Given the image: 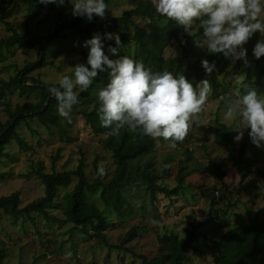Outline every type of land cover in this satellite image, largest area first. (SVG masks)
<instances>
[{
    "label": "rangeland",
    "instance_id": "rangeland-1",
    "mask_svg": "<svg viewBox=\"0 0 264 264\" xmlns=\"http://www.w3.org/2000/svg\"><path fill=\"white\" fill-rule=\"evenodd\" d=\"M139 1L109 0L104 17L98 16L95 22L119 16ZM2 12L5 14L3 19ZM28 13L27 0H0V38L10 33L6 30L5 22L11 23L20 34L26 36L35 32L47 34L56 29L60 30L58 36L45 42L42 53L37 46L32 49L14 48L12 52H5L0 60V78L8 80L19 69L37 61L40 54L53 65L36 67L27 77L46 84L58 80L61 75H70L72 66L85 62L87 52L82 42L88 38L86 34L60 25L76 17L71 13L68 0L63 5L50 3L49 9L33 19L27 17ZM93 20L94 16L91 21ZM85 21L91 22L86 18ZM135 28L147 33L152 29L151 21L145 17H133L126 24L106 29L94 28L92 33H100L102 36L105 32L118 33L121 45L118 46L119 52L116 55L128 56V52L134 49L132 37ZM162 28L161 25L158 30L165 31ZM197 30V27L193 28L194 37L185 33L182 28L180 33L185 37L182 44L179 40H174L164 49L163 55L177 56L182 65H185L187 61L208 52L197 46L195 38L200 39V35L196 34ZM258 39L260 33L257 30L244 45L247 49V64L243 60H225L226 57L219 53L221 61L215 65V69L221 86L214 93L209 91L199 114L201 120L209 123L200 126L190 124L188 134L182 141H177L175 146L157 139L152 153L142 159L152 160L157 167L167 165V175L161 183L168 188L173 187L177 183V175L182 174L184 187L181 191L171 196L156 192L155 199L151 200L144 184L132 185L127 196L133 205L134 216L124 220L117 219L104 205L109 210H105L106 215L112 221L106 230L109 243L119 244L132 226L139 227L137 236L124 244L125 249H110L97 239L88 237L78 226L66 222L57 208L49 209L55 217L51 221H46L36 213L13 218L0 211V245L6 251L5 263L141 264V259L135 255L151 259L162 253L163 249L157 240L159 235L174 233L184 237L192 223H200V236L188 250L185 264H216L213 260L212 242L218 235L233 224L264 217V147L257 148L251 143L247 129L244 130L242 139L236 141L238 144L242 141L246 143L247 154L256 152L259 156L253 172L240 182L226 150L214 142L208 130L219 122L227 127L230 125L231 121L223 119L224 101L240 93L242 84L247 83L256 88L258 94L264 95V55L256 59L252 54V48ZM110 44L116 46L114 40L104 41L106 54H109L107 48ZM116 55L109 54L110 58H116ZM24 83L28 84L29 81ZM76 91L78 103L73 106L70 121L65 118L60 120L62 130L53 126L47 128L35 117L27 118L19 124L17 131L26 146L22 148L14 140L5 146L4 154L0 157V171L5 173L0 180V196L18 191L19 207H24L44 194V185L35 173L39 167L46 172L73 170L80 159L90 182L96 177L95 164L104 168V174L100 175L103 181L111 179L115 164L111 152L103 146L105 136L92 133L85 123L82 110L88 104L84 103L82 91ZM37 101V95L27 97L20 95L18 91H5L0 98V126L8 117V109ZM228 131L235 136L236 133L231 128ZM213 158L222 161L226 171L224 180L220 183L209 173ZM75 183L76 177H73L67 187L60 188L59 198L64 192L71 190ZM212 193L215 196L213 206L217 210L218 219L210 218ZM95 203L105 209L101 201L95 199Z\"/></svg>",
    "mask_w": 264,
    "mask_h": 264
},
{
    "label": "trees",
    "instance_id": "trees-1",
    "mask_svg": "<svg viewBox=\"0 0 264 264\" xmlns=\"http://www.w3.org/2000/svg\"><path fill=\"white\" fill-rule=\"evenodd\" d=\"M108 1L106 0V2ZM27 3L29 10L27 17L32 19L50 8V3L43 4L40 3V0H27ZM2 13L3 19L5 14ZM133 17L148 18L151 21L152 29L145 33L135 28L132 37L134 49L128 52L129 57L142 60L145 66L153 71L166 70L174 75L182 73L193 82L194 87L200 84L201 79H208L212 93L221 86L215 67L210 74H207L201 66L202 59H207L209 63L217 65L221 61L219 53L205 52L193 60L187 61L185 65H182L181 59L177 56L165 57L163 55L164 49L174 40H179V43L182 44L185 37L180 33L182 26H177L174 22L165 20L155 13L152 0H140L134 7L124 10L121 15L104 22L96 23L98 18L96 15H94V20L88 23L84 17L76 16L60 25L61 27L76 29L90 38L94 28L116 27L119 24L128 23ZM161 25L165 31L158 30ZM5 27L10 33L0 38V60L3 59L5 52H12L14 48L32 49L37 46L39 50H42L45 42L58 36L60 31L56 29L47 34L35 32L26 36V34H20L9 22H5ZM167 29L168 32H166ZM196 34L200 35L199 30ZM85 51L87 52V48ZM262 62L264 64V59ZM45 64L53 65L42 55L37 61L19 69L8 80L0 78V98L3 97L5 91H18L20 95L27 97L37 95L38 97L37 102L18 104L12 110H7L8 117L0 126V157L4 154L5 146L13 140L17 141L22 148L26 146L17 131V127L27 118L35 117L39 123L47 128L53 126L62 130L60 120L64 118L57 114V101L49 94L47 84L27 77V74L36 67ZM26 81L29 83H24ZM106 82L107 74L98 72L93 84L87 90L82 91L84 103L88 104L84 106L82 115L92 133L105 136L102 141L103 146L111 152L115 164L111 179L107 182L103 181L97 173V165L95 164L96 177L93 182H90L84 173L82 159L79 160L78 165L73 170L46 172L39 167L35 173L44 185V194L24 207H19L20 194L18 191L0 196V211L13 218L36 213L46 221H51L55 217L52 216L49 209L57 208L66 222L78 226L88 237L97 239L110 249H125L124 244L137 236L139 227L132 226L119 244L109 243L106 230L112 221L106 215L105 206L110 209L107 211H112L111 213L117 219L131 218L134 216V211L127 193L132 185L144 184V189L150 194L151 200H154L156 192L171 196L181 191L184 187L183 175L178 174L177 183L168 188L161 183V180L167 175V167H157L152 160L142 161L144 157L152 153L157 139L138 133H130L125 128H121L117 134L113 135L109 128L101 126L97 115L96 91ZM208 130L214 142L226 150L232 165L238 172L240 182L246 180L255 168V163L259 159L258 153L247 154L246 143L244 141L239 144L236 143L224 123L219 122L212 125ZM158 139L164 141L162 138ZM209 173L214 180L219 183L222 182L226 175L222 161L213 158ZM4 176L5 173L0 171V180ZM73 177H76V183L71 190L64 192L59 198V189L67 187L73 181ZM95 199L101 201L104 210L95 203ZM214 202L215 196L212 193L210 218L218 219L217 210L213 206ZM200 225V223H192L191 228L186 230L184 237H179L174 233L159 235L157 240L163 251L151 259L144 255H134L141 259V264H185L188 250L200 236L198 231ZM212 246L214 249L213 260L216 264H264V217H255L248 222L231 225L217 236L212 242ZM5 256V248L0 245V264H6Z\"/></svg>",
    "mask_w": 264,
    "mask_h": 264
},
{
    "label": "clouds",
    "instance_id": "clouds-1",
    "mask_svg": "<svg viewBox=\"0 0 264 264\" xmlns=\"http://www.w3.org/2000/svg\"><path fill=\"white\" fill-rule=\"evenodd\" d=\"M40 3L63 5L65 0H40ZM73 16L101 18L108 8L106 0H68ZM155 13L165 20L182 26L183 31L194 36L197 27L200 39L197 46L209 53H221L232 61H247L244 45L257 30L260 33L252 54L256 59L264 55V0H152ZM114 40L107 53L116 55L121 45L118 33H94L82 42L87 48L84 63L71 67V74L47 84L49 94L57 101V114L71 120L73 106L78 103V93L93 84L98 72L107 74V82L96 91L97 115L102 127L115 135L121 128L130 133L146 135L152 139L162 138L172 146L188 134L190 124L207 125L199 114L210 91L208 79H201L194 87L184 74L170 71H153L144 62L125 55L110 58L105 53L104 41ZM201 66L210 74L215 65L207 59ZM242 91L224 101L223 119L231 121L227 128L240 141L247 129L252 144L264 147V95L247 83ZM167 167V165H165ZM97 173L104 168L97 166ZM70 254V253H69Z\"/></svg>",
    "mask_w": 264,
    "mask_h": 264
},
{
    "label": "water",
    "instance_id": "water-1",
    "mask_svg": "<svg viewBox=\"0 0 264 264\" xmlns=\"http://www.w3.org/2000/svg\"><path fill=\"white\" fill-rule=\"evenodd\" d=\"M41 53H42V50H41ZM41 58V54H40V57H39V59Z\"/></svg>",
    "mask_w": 264,
    "mask_h": 264
}]
</instances>
